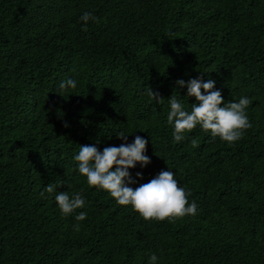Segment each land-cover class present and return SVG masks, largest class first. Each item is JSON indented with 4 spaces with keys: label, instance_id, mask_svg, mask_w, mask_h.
<instances>
[{
    "label": "trees",
    "instance_id": "16d2710c",
    "mask_svg": "<svg viewBox=\"0 0 264 264\" xmlns=\"http://www.w3.org/2000/svg\"><path fill=\"white\" fill-rule=\"evenodd\" d=\"M85 11L99 20L87 31ZM69 78L77 87L61 90ZM195 78L216 81L225 103L253 100L234 146L199 126L173 142L168 98L190 111L175 81ZM120 132L148 140L151 162L129 170L130 186L172 171L198 215L145 222L88 186L73 157L120 146ZM49 183L85 207L63 216L40 195ZM153 253L157 264H264V0H0V264H148Z\"/></svg>",
    "mask_w": 264,
    "mask_h": 264
},
{
    "label": "clouds",
    "instance_id": "9594fccd",
    "mask_svg": "<svg viewBox=\"0 0 264 264\" xmlns=\"http://www.w3.org/2000/svg\"><path fill=\"white\" fill-rule=\"evenodd\" d=\"M80 20L84 22L83 31H87L89 21L99 22L92 13L85 11ZM176 88H186L187 97H194L191 110L185 109L183 102L176 95L168 98L170 111L167 122L173 127V142L179 143L187 139L189 133L197 126L210 133L213 140L219 138L228 146H234L242 140L251 128L247 110L253 100L241 96L238 102L225 103L220 90L215 88L216 81L206 82L199 78L175 81ZM77 81L69 78L59 85L61 90L75 89ZM203 90V91H201ZM146 94L156 103H162L164 98L158 92L147 87ZM118 139L124 141L120 146L104 147L101 151L96 145H83L73 159L77 162L78 172L86 178L90 188L96 191H106L120 206H130L145 222L175 223L176 219L186 216L194 217L199 214V207L195 201H190L191 191L180 187L172 171L161 170L154 178L138 187H131L136 183L130 169L139 165L141 168L151 160L145 153L148 140L135 136L131 143H127L128 135L120 132ZM193 148L199 146L198 139L190 141ZM141 178L140 172L136 173ZM57 185L47 184L40 193L41 197L54 194L55 202L63 216H70L78 209H83L86 201L80 193L69 194L67 191L56 192ZM87 218V213L80 211L75 215L78 222L73 225L75 231L80 230V223ZM158 257L150 254L148 264H157Z\"/></svg>",
    "mask_w": 264,
    "mask_h": 264
}]
</instances>
